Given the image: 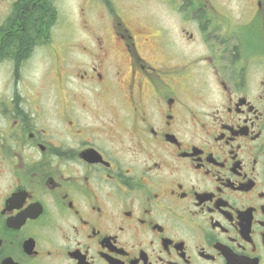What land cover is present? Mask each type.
Listing matches in <instances>:
<instances>
[{
  "label": "flooded vegetation",
  "instance_id": "flooded-vegetation-1",
  "mask_svg": "<svg viewBox=\"0 0 264 264\" xmlns=\"http://www.w3.org/2000/svg\"><path fill=\"white\" fill-rule=\"evenodd\" d=\"M0 71V264H264V0H0Z\"/></svg>",
  "mask_w": 264,
  "mask_h": 264
},
{
  "label": "rangeland",
  "instance_id": "rangeland-1",
  "mask_svg": "<svg viewBox=\"0 0 264 264\" xmlns=\"http://www.w3.org/2000/svg\"><path fill=\"white\" fill-rule=\"evenodd\" d=\"M73 12V11H72ZM75 18L76 12H75ZM55 48L57 47L56 44H54ZM58 48V47H57ZM62 49V47H60ZM81 55V54H78ZM59 58H57L55 61L58 60L59 64H55V69H50V60L51 58L45 57V60L42 58L35 59L33 66L28 69L29 71L28 74L24 75V81L28 82L30 85L33 86V97L32 98H41V99H46L50 98L51 96V90H48L50 83L54 79H56L57 76V71L55 74V70H58L59 75L60 72L64 71L61 65V61L64 60V58L61 55H56ZM66 60V59H65ZM88 58H86L84 55H81L78 58L71 59V68L73 67H78V66H85ZM48 62V64H47ZM32 65V64H31ZM78 69V68H76ZM8 80L7 74L4 71H0V94L2 92L3 86L5 82Z\"/></svg>",
  "mask_w": 264,
  "mask_h": 264
},
{
  "label": "trees",
  "instance_id": "trees-1",
  "mask_svg": "<svg viewBox=\"0 0 264 264\" xmlns=\"http://www.w3.org/2000/svg\"><path fill=\"white\" fill-rule=\"evenodd\" d=\"M37 19H39V21H37V22H33V26H31L30 27V34H34V33H36V32H39L40 31V29H41V27H40V25H39V23L42 21V16H40V15H38L37 17H36ZM21 41H25L26 39H20Z\"/></svg>",
  "mask_w": 264,
  "mask_h": 264
}]
</instances>
